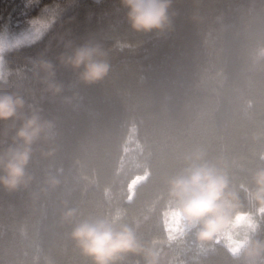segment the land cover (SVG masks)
<instances>
[{
    "label": "trees",
    "instance_id": "trees-1",
    "mask_svg": "<svg viewBox=\"0 0 264 264\" xmlns=\"http://www.w3.org/2000/svg\"><path fill=\"white\" fill-rule=\"evenodd\" d=\"M173 8L174 30L157 36L131 30L119 0H0V34L40 29L4 53L0 90L23 95L56 124L53 143L36 146L30 187L0 188V264H92L61 221L65 205L81 217L123 213L139 224L158 264H248L226 243L206 250L194 236L180 237L163 215L164 181L202 149L227 171L241 213L256 212L246 189L264 166V61L255 59L264 46V0H174ZM67 41L103 44L111 63L104 81L85 85L58 64ZM41 54L57 65L60 96L30 71ZM12 127L0 121V148ZM50 147L54 154L42 155ZM49 174L61 181L54 189ZM124 264L146 261L129 254Z\"/></svg>",
    "mask_w": 264,
    "mask_h": 264
},
{
    "label": "clouds",
    "instance_id": "clouds-1",
    "mask_svg": "<svg viewBox=\"0 0 264 264\" xmlns=\"http://www.w3.org/2000/svg\"><path fill=\"white\" fill-rule=\"evenodd\" d=\"M119 3L134 32L162 36L175 28L178 13L173 8L174 0ZM108 56L100 42L67 41L57 61L76 73L81 83L94 85L104 81L111 71ZM255 59L264 61V46L256 49ZM30 71L51 96L64 92V85L56 78L57 65L43 54L32 61ZM0 82L6 79L0 76ZM0 121L13 122L11 136L0 148V188L15 193L33 183L28 166L37 145L53 143L56 124L43 114L42 108L27 103L23 95L3 90ZM55 150L50 147L42 155L51 156ZM260 160L264 161V153ZM45 183L54 189L61 181L57 175L49 174ZM164 183L167 199L163 215L174 222L180 237L192 235L202 247L208 246L206 250L217 242L226 243L234 257L243 255L248 264H257V258L264 256V239L258 238L264 228V166L254 171L253 187L246 189L247 199L256 209L254 214L241 213L240 195L231 189L227 171L202 149L187 154L181 167ZM61 221L71 227L69 238L92 264H124L129 254L142 255L146 264H158L157 254L146 249L137 235L139 224L134 227L125 222L123 213L81 217L77 208L65 205Z\"/></svg>",
    "mask_w": 264,
    "mask_h": 264
},
{
    "label": "rangeland",
    "instance_id": "rangeland-1",
    "mask_svg": "<svg viewBox=\"0 0 264 264\" xmlns=\"http://www.w3.org/2000/svg\"><path fill=\"white\" fill-rule=\"evenodd\" d=\"M40 34V29L36 27H32L26 32H22L19 34H9V33H2L0 34V76L4 77L5 70H4V61H3V55L4 53L22 43H27L35 38H37ZM144 179V177L136 178L132 181L130 185V192L132 193L135 185H137L139 182H141ZM171 228L173 230H177L174 222L171 225Z\"/></svg>",
    "mask_w": 264,
    "mask_h": 264
}]
</instances>
